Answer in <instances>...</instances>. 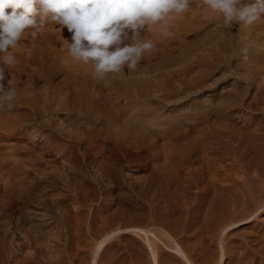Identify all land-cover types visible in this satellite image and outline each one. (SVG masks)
Masks as SVG:
<instances>
[{"label": "rangeland", "instance_id": "1", "mask_svg": "<svg viewBox=\"0 0 264 264\" xmlns=\"http://www.w3.org/2000/svg\"><path fill=\"white\" fill-rule=\"evenodd\" d=\"M193 11L203 12L195 5H191L185 12L186 16L191 17ZM236 23L240 29L245 30L244 26ZM160 24L158 25L167 31L174 28L169 20L167 25ZM209 26L211 29L216 27L220 29L223 22L210 21ZM224 30L226 31L224 37L239 32L237 28ZM143 32L144 29L141 30V35ZM71 36L72 33L67 27L61 29V26L46 20L45 26L37 31L35 37H25L19 46L12 50L17 63L6 70V79L3 82L5 87L11 79L17 92L50 89L49 97L53 99V91L57 87L75 88L73 83L76 80L77 88L84 82L91 84L92 78H98L93 75L94 65L77 61L68 54L65 40L71 43ZM39 44L41 45L38 46ZM144 63L145 58H142L140 64ZM40 71L45 77L37 76ZM57 71L58 76L54 75ZM110 75L103 79L111 81L113 77L114 80L115 73ZM133 75L136 77V74ZM258 78L257 82L249 85L248 94L244 96V106L228 112L223 111L220 115L222 117L211 115L210 119L201 125L191 127L187 152L193 153V162L183 163L182 166L176 164L170 156L171 137L160 138L153 150L148 149V146H145V149L132 148L126 143L127 137L121 136L122 144L131 147V152L140 151L142 160L132 161L127 155L114 154L108 148H104L99 140L92 154L94 162L84 158L79 167L75 168L74 163L69 164L53 157L47 158V155L41 154L37 149L21 146L16 137H10L11 124L7 120L14 110L3 108L0 113V189L12 186L19 178L13 177L20 175L19 169L23 164L27 169H43L49 176L54 171L53 175L63 174L65 178L54 184L57 189L53 190L55 196L52 191L50 192L53 199L46 196L53 200V204L58 199L62 201L53 208L60 216V220L57 221L58 224L51 225L52 231L49 230L51 233L60 230V235L50 234V242L45 244L46 248H18L10 242L11 240L0 238V242L3 241L1 242L3 248H0V264H90L93 259L92 251L86 245L89 243V235L101 237L114 229L129 226L151 228L159 236H163L162 233L166 231L169 232L183 247L187 259L197 264L216 263L222 250L227 253L225 264H246L244 257L247 252L252 258V264H264V74ZM221 84L226 83L223 81ZM257 98H262L263 101ZM218 117L220 119L217 120ZM35 131H38V128ZM194 137L198 140L201 138L203 144L200 143L201 140L198 141L201 146L195 144L197 142H194ZM80 153L83 154L82 151ZM32 164L34 167H31ZM66 168L67 172H64ZM160 168L168 175L166 183L164 180L159 181L156 176ZM70 172L74 176L72 181ZM216 177L220 178L219 197L215 193L213 183ZM113 193L117 199L111 203ZM212 197L220 199L221 210L228 216H225L227 222L234 220V216L235 220H243L255 212L254 221L224 234L211 230L208 222L214 212L210 209ZM22 205L19 206L21 209L24 208ZM24 240L28 241L23 238L21 243ZM57 240H61L60 245H56ZM182 255L181 252H172L169 248H158L159 264H187ZM97 260V264L154 263L147 242L141 237L127 234L115 237L107 248L97 254Z\"/></svg>", "mask_w": 264, "mask_h": 264}, {"label": "bare ground", "instance_id": "2", "mask_svg": "<svg viewBox=\"0 0 264 264\" xmlns=\"http://www.w3.org/2000/svg\"><path fill=\"white\" fill-rule=\"evenodd\" d=\"M196 11L192 12L191 17H187L184 13L179 18H170L169 23L174 27L173 30L169 29L170 31L159 26L161 24L146 26L142 39L151 40L155 47L144 54L145 63L139 62L134 71H129L125 66L124 72L115 73L114 80L113 77L111 81L92 78L91 84L84 82L79 88L75 85L78 84L76 80L73 83L75 88L54 89L53 99L49 97L50 89L17 92L15 107L12 109L14 112L7 120L11 124L10 137H16L21 146L37 149L41 154L47 155V158L53 157L67 161L69 164L74 163L75 168L79 167L84 158L94 162L92 154L99 140L102 146L112 153L124 154L132 161H139L142 158L140 151L131 152V147L122 144L121 136L127 137L126 143L132 148L148 146V149L153 150L160 138L171 137L169 146L172 154L169 155L176 164L182 166L183 163L193 162V153L187 152L191 127L201 125L209 120L211 115L220 116L223 111L228 112L244 106V96L248 94L249 85L254 81L257 82V78L264 74V17L252 26H244L245 30L240 29L236 22H233L231 27L223 25L220 29L218 27L211 29L210 21L223 22L222 14L211 9L205 14ZM224 28H237L239 32L224 37L223 34L226 32ZM133 74H136V77ZM54 75L58 76L59 71ZM37 76L45 77V74L40 71ZM20 80L24 79L20 78ZM223 81L226 84L222 85ZM209 91L211 92L208 93ZM257 99L261 101L262 98ZM2 111L3 108H0V113ZM36 128L38 131H35ZM253 137L255 138L254 135ZM199 140L194 137V142H197L195 144L198 145V141L202 143V139ZM81 151L83 154L80 153ZM23 165L19 169L20 175L13 177L19 178L12 183V186L0 189V238L11 240L10 242L18 248H46L45 244L50 242V234L52 236L55 233L57 236L61 233L59 225H57L59 230L56 231L57 233L49 231L52 229L51 225H56L55 223L60 220V216L53 211V208L61 201L57 198L58 200L53 204L51 200L53 196H50V192L53 193L54 184L59 183V179L64 180L65 177L63 174L53 175L54 171L49 176L43 172V169L30 170L31 168L27 169ZM26 166L30 167V165ZM31 167L34 165L32 164ZM64 172H67V168ZM72 174L74 175V172ZM69 176L72 177V179L70 177L72 181L74 176L71 172ZM156 176L161 182L162 180L165 182L168 178L163 169ZM213 183L215 193L219 197L220 178L216 177ZM116 199L113 193L111 203ZM21 204L24 205H22L23 209L20 208ZM210 209L214 212L208 222L209 227L213 231L217 230L219 234L252 223L256 215L253 212L243 220H235L234 216V220L227 222L228 219L221 210L220 199L214 197L211 198ZM89 231L92 233L91 230ZM121 234L143 238L151 249L153 264H159L158 248L181 252L187 264H197L187 259L183 247L169 232L166 231L162 233L163 236H159L151 228L142 226L120 227L101 237L89 235V243L87 242L86 245L92 251L93 259L90 264H97V254ZM22 236L28 241L24 240L21 243ZM60 241L56 245H60ZM2 244L0 248H3ZM244 259L246 264H252L248 252ZM226 260L227 253L222 250L214 264H225Z\"/></svg>", "mask_w": 264, "mask_h": 264}, {"label": "clouds", "instance_id": "3", "mask_svg": "<svg viewBox=\"0 0 264 264\" xmlns=\"http://www.w3.org/2000/svg\"><path fill=\"white\" fill-rule=\"evenodd\" d=\"M191 5L205 13L219 12L225 27L233 22L252 26L264 17V0H0V108L15 107L17 88L11 79L7 87L3 83L6 70L17 63L12 50L25 37H35L46 20L67 27L72 33V42L65 40L68 54L93 64V75L103 79L124 72L125 66L136 70L144 54L155 47L142 39L141 30L167 25Z\"/></svg>", "mask_w": 264, "mask_h": 264}]
</instances>
